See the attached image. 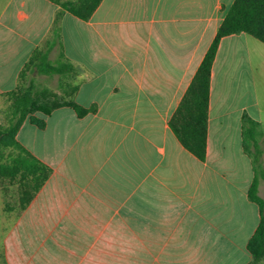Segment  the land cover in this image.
<instances>
[{
  "label": "crops",
  "instance_id": "1",
  "mask_svg": "<svg viewBox=\"0 0 264 264\" xmlns=\"http://www.w3.org/2000/svg\"><path fill=\"white\" fill-rule=\"evenodd\" d=\"M234 0H102L82 20L51 0H0V95L32 52L62 44L73 99L17 139L52 168L4 238L5 264H249L259 220L242 116L264 146V43L221 38L211 70L206 159L169 119ZM61 11L58 34L52 30ZM259 194V182H258Z\"/></svg>",
  "mask_w": 264,
  "mask_h": 264
},
{
  "label": "trees",
  "instance_id": "2",
  "mask_svg": "<svg viewBox=\"0 0 264 264\" xmlns=\"http://www.w3.org/2000/svg\"><path fill=\"white\" fill-rule=\"evenodd\" d=\"M60 5L62 10L82 19L88 20L102 0H51ZM62 12L55 14L52 30L58 34V23ZM244 32L264 43V0H234L205 52L181 101L169 119V126L184 148L200 161L206 159L208 105L212 64L222 37ZM57 40H47L37 47L24 63L18 75L17 85L3 94L10 102V119L7 124H0V177L18 179L20 196L23 198L22 211L34 198L52 172V168L33 155L17 139L16 135L23 122L28 121L44 129L45 117L56 108L67 106L79 116H85L96 110V105L85 107L73 98H60L50 90H38L35 74L54 75L73 78L76 74L74 64L64 54L62 44L52 59L49 53ZM59 42H61L59 40ZM69 97L78 89L77 84L61 82ZM2 94V95H3ZM263 134L260 123L247 112L242 116L243 149L251 158L254 177L248 190L250 200L258 204L260 210L259 224L247 243L251 255L249 264H259L264 257V198L258 194V175L264 180V170L257 165L260 154L258 138ZM5 153H7L5 155ZM3 258V255H2ZM3 262H5L3 258Z\"/></svg>",
  "mask_w": 264,
  "mask_h": 264
},
{
  "label": "rangeland",
  "instance_id": "3",
  "mask_svg": "<svg viewBox=\"0 0 264 264\" xmlns=\"http://www.w3.org/2000/svg\"><path fill=\"white\" fill-rule=\"evenodd\" d=\"M76 74V73H75ZM76 76V75H75ZM75 76L73 78H63L57 74H35V85L38 90H50L55 92L60 98H73L66 94L63 88L60 87L61 82H69L75 84ZM10 102L3 94L0 95V124H7L10 119ZM7 153H5L6 155ZM257 165L264 170V146L263 151L257 156ZM259 195L264 198V180L261 174L258 175ZM23 198L20 196V183L18 179L9 177H0V264L3 262L2 255L4 253V238L9 229L14 224L17 217L22 213L21 205ZM259 264H264V257Z\"/></svg>",
  "mask_w": 264,
  "mask_h": 264
}]
</instances>
